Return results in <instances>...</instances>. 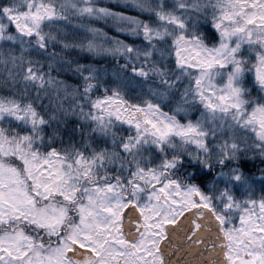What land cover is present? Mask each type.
Returning <instances> with one entry per match:
<instances>
[{"label": "snow or ice", "instance_id": "snow-or-ice-1", "mask_svg": "<svg viewBox=\"0 0 264 264\" xmlns=\"http://www.w3.org/2000/svg\"><path fill=\"white\" fill-rule=\"evenodd\" d=\"M0 264H264V0H0Z\"/></svg>", "mask_w": 264, "mask_h": 264}, {"label": "trees", "instance_id": "trees-1", "mask_svg": "<svg viewBox=\"0 0 264 264\" xmlns=\"http://www.w3.org/2000/svg\"><path fill=\"white\" fill-rule=\"evenodd\" d=\"M101 4H109L111 2H115V0H100ZM119 10V9H116ZM129 15H135L136 13L134 11L129 12ZM75 23H90L89 21L85 20V21H75ZM93 27H97V28H103L105 31H107V27L105 26V22L104 21H96L92 23ZM111 34V33H110Z\"/></svg>", "mask_w": 264, "mask_h": 264}]
</instances>
